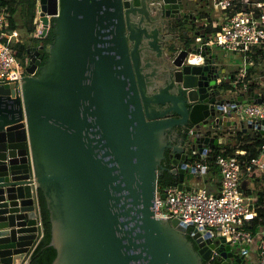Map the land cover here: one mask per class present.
Wrapping results in <instances>:
<instances>
[{"label":"water","instance_id":"obj_1","mask_svg":"<svg viewBox=\"0 0 264 264\" xmlns=\"http://www.w3.org/2000/svg\"><path fill=\"white\" fill-rule=\"evenodd\" d=\"M39 3L52 41L26 48L19 83L0 81V264H31V176L48 210L50 264H208L213 247L220 264H258L244 243L188 234L179 218L155 213L161 170L189 189L184 182L200 178L192 161L236 124L216 104L262 101L250 87L225 97L214 56L189 45L197 31L183 25H200L194 0ZM194 52L203 63L187 61ZM249 127L263 133L264 119Z\"/></svg>","mask_w":264,"mask_h":264},{"label":"built area","instance_id":"obj_2","mask_svg":"<svg viewBox=\"0 0 264 264\" xmlns=\"http://www.w3.org/2000/svg\"><path fill=\"white\" fill-rule=\"evenodd\" d=\"M213 4L222 10L221 21L213 34L197 33L193 38L200 48L208 49L209 46H217L224 53L234 52L242 55V66L235 71L228 82L220 78L217 84H230V90L236 93L249 88L250 84L257 85L248 77L247 66L256 63L255 54L259 52L264 56V0H212ZM40 3L36 0L32 30L30 35L37 39H43L50 26L52 15L46 14V22L43 23L40 15ZM7 19L0 8V81L18 83L24 73V67L14 54L13 45L20 41L16 28L6 30ZM205 32L206 34H203ZM196 57L189 59L190 55ZM187 59L190 63H203L204 56L200 52L190 53ZM264 87V73L261 78ZM223 87V86H222ZM225 88V87H223ZM253 93L262 97V101H222L216 107L222 109L227 118H235L236 122L247 120V125L264 119V93L253 86ZM234 98V96H233ZM260 124V122H257ZM251 128V127H250ZM258 130L255 127H252ZM259 131V130H258ZM264 131V130H263ZM260 132V131H259ZM187 133H191V128ZM223 132L217 133L219 141ZM262 140L256 147V153L239 159L233 154H223L222 149L218 153L210 152L199 156L192 164L199 170L200 178L207 171L209 163L214 165L219 173L218 190L211 192L203 185L190 186L189 189H179L176 184L157 188L155 195V213L166 218L177 217L187 227L188 234L195 231L211 230L213 237H222L225 243L235 247L240 243L252 244L256 252L257 263L264 264V226L260 227L256 234L249 228L248 221L256 216V204L251 192L243 191L240 187L242 177L261 178L264 181V132ZM219 144V142H218ZM32 198L37 211V226L39 234L30 252L42 235V220L39 211L38 193L34 178L31 176ZM246 190V188H245ZM163 192L164 197L159 193ZM203 234V233H201ZM257 236V237H256ZM29 252V254H30ZM28 254V255H29ZM247 254H249L247 252ZM219 251L216 247L210 249L207 262L217 259Z\"/></svg>","mask_w":264,"mask_h":264},{"label":"trees","instance_id":"obj_3","mask_svg":"<svg viewBox=\"0 0 264 264\" xmlns=\"http://www.w3.org/2000/svg\"><path fill=\"white\" fill-rule=\"evenodd\" d=\"M36 0H0V8L4 11V14L7 19V27L6 30L9 31L13 28L23 27L22 36H25L24 39H21L19 42L13 45L14 54L20 60L22 65L26 63V48L30 45V43L35 40V38L31 37L30 33L33 28L32 20L34 16V8H35ZM203 34H206L203 32ZM53 32H52V24L49 28L46 36L41 39L42 45H46L52 41ZM47 53L42 51L40 53V64L45 60ZM254 86L253 83L250 84ZM222 86L225 88H230V84L222 83ZM241 131H236L234 133V143H226L223 144H215L210 149V154L218 153L220 149H222L223 154H233L236 155L239 159L244 160L246 157L253 155L256 153V147L262 140V135L258 130H254L252 135H247L245 137L241 136ZM240 141V142H239ZM161 163L168 167L169 163L165 159L161 161ZM208 170L216 171V167L209 163ZM177 177L172 173H169L168 170L163 169L161 173L157 177V188L161 190L163 187L168 185H173ZM258 179V178H256ZM246 192H252L255 190H245ZM38 193V204L39 211L42 220V235L32 248L29 259L31 264H50L53 260L56 250L55 248L49 244L50 240V224L48 220V210L45 206L44 198L42 197L41 191L37 189ZM254 193V203L258 206L256 207V216L248 221L249 228L251 231L256 234L258 229L264 226V193L260 190H256ZM188 232V230H187ZM187 237H189L187 235ZM257 237V236H256ZM264 238V232L262 234ZM219 259H213L208 264H220Z\"/></svg>","mask_w":264,"mask_h":264},{"label":"crops","instance_id":"obj_4","mask_svg":"<svg viewBox=\"0 0 264 264\" xmlns=\"http://www.w3.org/2000/svg\"><path fill=\"white\" fill-rule=\"evenodd\" d=\"M191 11L196 15L195 18L198 22V24H203V26L206 24L205 29L202 25L199 26H191V25H183V27H185L186 29H190V31H197V33L201 34V32L203 31V29L206 31V33L209 34H213L215 32V30L218 27V24L220 23L222 17V10L218 7H216L212 0H194V5L193 7H191ZM24 28L23 27H18L16 28V30L19 33L20 39H24L25 36L21 35V32ZM185 39H189V45L190 46H194L195 40L192 38H185ZM209 50V54L211 56H214V61L218 62V66H220L221 69V73L219 74V76L217 78H220L222 80H225V82H228L229 78L232 76V74L237 71L241 66H242V55L239 53H234V52H228V53H224L223 51H221L217 46H209L208 48ZM255 59H256V63L254 65L251 66H247V70H248V77L250 80L252 81H256L257 85L253 84L254 86H257V88H259L263 93H264V87L261 81V78L263 77V73H264V56L261 55L259 52H257L255 54ZM154 63H156L157 61H153ZM251 89H253V86H249ZM246 91L244 90H240L236 93H233V91H231L228 95H225V97H233V96H237L239 94H244ZM246 95V94H245ZM244 95V96H245ZM254 130L252 127L250 128L247 125V120L243 121V125L239 126L238 123L236 122V124L232 127H228L226 130L223 131H227V132H223L221 134H223L220 138L219 144H223L224 142L226 143H234V133L236 131H241V136L245 137L247 135H252L254 133ZM232 133V134H231ZM240 142V141H239ZM208 152H210V149H208ZM209 168V167H208ZM204 174L206 176H204ZM256 178H250L251 182L249 181V178L247 177H242V180H246V186L245 188L248 190H253L254 189V181H260L262 182V179L257 177ZM185 184H189L190 186H195V185H203L205 186L208 190H210L211 192H216L218 190V183H219V173L218 171H210L207 169V171L205 173H203L201 175V178H193L190 179L186 182H184ZM249 185L251 186V188L249 189ZM253 185V186H252ZM261 191V190H260ZM251 192V191H250ZM254 192V191H253ZM252 193V192H251ZM262 193H264V191H262ZM253 197L255 196L254 194ZM264 195V194H263ZM255 199V197H254ZM256 204V203H255ZM256 206H258L256 204ZM254 246V242L252 244H247L245 246V248L247 249V252L249 253V257L250 259L254 260L257 262V257H256V252L253 249ZM30 252V250H29ZM28 252V254H29ZM29 257V255H27Z\"/></svg>","mask_w":264,"mask_h":264},{"label":"rangeland","instance_id":"obj_5","mask_svg":"<svg viewBox=\"0 0 264 264\" xmlns=\"http://www.w3.org/2000/svg\"><path fill=\"white\" fill-rule=\"evenodd\" d=\"M18 33H20V31L18 32ZM21 34H22V32H21ZM25 66V65H24ZM221 132H227V131H221ZM227 133H229V132H227ZM232 134V133H231ZM204 176H206L205 174H204ZM250 182H251V180H249ZM253 186V185H252ZM251 188V186L249 185V189ZM253 190H261V191H264V181H263V183H261L260 181H254V189ZM254 191V192H255ZM252 193H253V191H252Z\"/></svg>","mask_w":264,"mask_h":264},{"label":"flooded vegetation","instance_id":"obj_6","mask_svg":"<svg viewBox=\"0 0 264 264\" xmlns=\"http://www.w3.org/2000/svg\"><path fill=\"white\" fill-rule=\"evenodd\" d=\"M32 43H33V42H32ZM32 43H31L30 45H32ZM36 50H37V49H36ZM36 50H33V52H36ZM42 51H43V50H42ZM42 51L37 52V56L39 57V60L41 59V58H40V53H41ZM179 134L181 135V133H179ZM175 137H176V139H177V138L179 137V135H176ZM166 153H169V151L167 150ZM195 245H196V244H195ZM195 245H194V246H195ZM195 247H196V246H195ZM217 259L222 260V258L220 257V255L217 257ZM220 262H221V261H220Z\"/></svg>","mask_w":264,"mask_h":264},{"label":"clouds","instance_id":"obj_7","mask_svg":"<svg viewBox=\"0 0 264 264\" xmlns=\"http://www.w3.org/2000/svg\"><path fill=\"white\" fill-rule=\"evenodd\" d=\"M51 24H52V22H51ZM50 27H51V26H50ZM31 37H32V36H31ZM33 38H34V37H33ZM20 40H21V39H20ZM35 40H39V43L42 44L41 41H40L41 39H37V38H35ZM35 40H33V41H35ZM33 41H32V42H33ZM32 42H31V43H32ZM31 43H30V44H31ZM15 44H16V43H15ZM29 46H30V45H29ZM25 52H26V51H25ZM26 54H27V53H26ZM26 59H28V55H27V58H26ZM24 65H25V64H24ZM23 67H24V66H23Z\"/></svg>","mask_w":264,"mask_h":264},{"label":"bare ground","instance_id":"obj_8","mask_svg":"<svg viewBox=\"0 0 264 264\" xmlns=\"http://www.w3.org/2000/svg\"><path fill=\"white\" fill-rule=\"evenodd\" d=\"M189 59L191 60V61H193V60H195L196 59V57L194 56V55H190V57H189Z\"/></svg>","mask_w":264,"mask_h":264}]
</instances>
